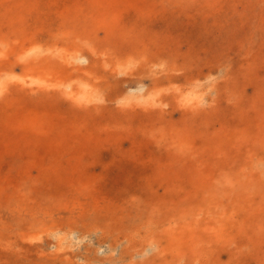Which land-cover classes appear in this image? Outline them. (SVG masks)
I'll list each match as a JSON object with an SVG mask.
<instances>
[{"label":"rangeland","instance_id":"374dc122","mask_svg":"<svg viewBox=\"0 0 264 264\" xmlns=\"http://www.w3.org/2000/svg\"><path fill=\"white\" fill-rule=\"evenodd\" d=\"M0 59V264H264V0H0Z\"/></svg>","mask_w":264,"mask_h":264},{"label":"bare ground","instance_id":"6f19581e","mask_svg":"<svg viewBox=\"0 0 264 264\" xmlns=\"http://www.w3.org/2000/svg\"><path fill=\"white\" fill-rule=\"evenodd\" d=\"M211 3H212V1H211ZM153 6V5H152ZM151 6V7H152ZM144 8V7H143ZM118 9V8H117ZM121 9V8H120ZM143 10V9H142ZM144 10H146V9H144ZM12 11V10H11ZM47 11V10H46ZM185 12V11H184ZM244 12V11H243ZM23 13V12H22ZM103 13V12H102ZM4 14V13H3ZM30 16V15H29ZM3 18V17H2ZM16 18V17H15ZM19 18V17H18ZM6 20V19H5ZM4 20V21H5ZM3 21V20H2ZM7 21V20H6ZM20 21V20H19ZM36 21V20H35ZM37 24V23H36ZM199 25V24H198ZM11 28V27H10ZM23 28V27H22ZM16 30V29H15ZM27 31V30H26ZM67 31V30H66ZM68 32V31H67ZM70 36V35H69ZM52 37V36H51ZM32 38V37H31ZM48 38V37H47ZM54 38V37H53ZM93 38V37H92ZM70 39H72V38H70ZM188 39V38H187ZM186 40V39H185ZM190 42V41H189ZM83 43V42H82ZM43 44V43H42ZM41 44V45H42ZM25 45V44H24ZM2 46V45H1ZM132 46V45H131ZM209 48V47H208ZM107 52H108V50H107ZM159 52V51H158ZM259 53V52H258ZM14 54V53H13ZM16 54V53H15ZM14 54V55H15ZM226 55V54H225ZM112 56V55H111ZM114 56V55H113ZM223 56V55H222ZM146 57V56H145ZM114 58V57H113ZM1 60V59H0ZM115 60V59H114ZM1 62V61H0ZM37 63V62H36ZM11 64H12V62H11ZM68 69V68H67ZM74 70V69H73ZM85 72V71H84ZM235 73V72H234ZM21 91H22V89H21ZM61 95H62V93H60ZM190 110H191V108H190ZM162 111H163V109H162ZM156 115H158V114H156ZM188 116V115H187ZM190 118V117H189ZM155 119V118H154ZM135 162V161H134ZM156 209V208H155ZM136 213V212H135ZM158 221V220H157ZM77 225V224H76ZM74 226V225H73ZM75 227V226H74ZM78 228V227H77ZM135 245V244H134ZM150 261V260H149Z\"/></svg>","mask_w":264,"mask_h":264}]
</instances>
